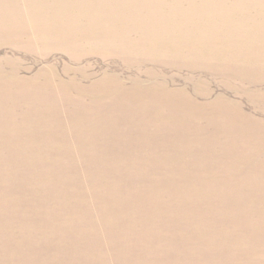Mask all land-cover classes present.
Wrapping results in <instances>:
<instances>
[{"label":"rangeland","instance_id":"374dc122","mask_svg":"<svg viewBox=\"0 0 264 264\" xmlns=\"http://www.w3.org/2000/svg\"><path fill=\"white\" fill-rule=\"evenodd\" d=\"M0 264H264V0H0Z\"/></svg>","mask_w":264,"mask_h":264}]
</instances>
